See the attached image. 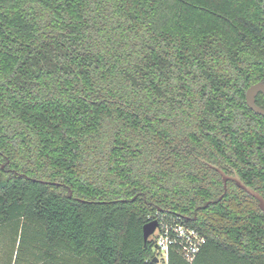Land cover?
Returning a JSON list of instances; mask_svg holds the SVG:
<instances>
[{
	"label": "trees",
	"instance_id": "16d2710c",
	"mask_svg": "<svg viewBox=\"0 0 264 264\" xmlns=\"http://www.w3.org/2000/svg\"><path fill=\"white\" fill-rule=\"evenodd\" d=\"M256 82L264 0H0V226L18 224L15 260L26 241L37 264H157L142 227L166 212L206 236L192 262L170 250L167 264H264L255 198L232 185L202 207L223 188L200 158L264 194Z\"/></svg>",
	"mask_w": 264,
	"mask_h": 264
},
{
	"label": "built area",
	"instance_id": "2783aa9c",
	"mask_svg": "<svg viewBox=\"0 0 264 264\" xmlns=\"http://www.w3.org/2000/svg\"><path fill=\"white\" fill-rule=\"evenodd\" d=\"M158 224L149 239L158 263L167 264L170 250H175L184 260L192 262L206 242V236L191 226L179 214L161 213ZM151 220V219H150Z\"/></svg>",
	"mask_w": 264,
	"mask_h": 264
},
{
	"label": "water",
	"instance_id": "95a60500",
	"mask_svg": "<svg viewBox=\"0 0 264 264\" xmlns=\"http://www.w3.org/2000/svg\"><path fill=\"white\" fill-rule=\"evenodd\" d=\"M264 93V82H256L252 85H250L247 90H246V103L248 105V107L254 111L256 114H260L262 116H264V108L260 107L259 105H257L255 103V96L259 93ZM212 167H214L216 170H218L224 177V180H226V178H231L236 182V185L243 189L244 191H246L248 194H250L252 197H254L257 201H258V206L259 208L264 212V197L255 189L249 187L248 185H246L239 177V175L237 174V172H234L233 176H228L227 174H225V172L223 170H221L220 168L211 165ZM46 182V181H44ZM157 220L156 219H151L148 220L146 223L143 224L142 227V234H143V239L145 242H147L149 240L150 235L153 233V231L155 230V228L157 227ZM153 261L155 263H158V259L157 257L153 258Z\"/></svg>",
	"mask_w": 264,
	"mask_h": 264
},
{
	"label": "rangeland",
	"instance_id": "374dc122",
	"mask_svg": "<svg viewBox=\"0 0 264 264\" xmlns=\"http://www.w3.org/2000/svg\"><path fill=\"white\" fill-rule=\"evenodd\" d=\"M17 225L8 223L0 226V264H37L38 259L26 253V241L22 244L17 260H15L19 232ZM35 253H37L36 250Z\"/></svg>",
	"mask_w": 264,
	"mask_h": 264
},
{
	"label": "flooded vegetation",
	"instance_id": "af4514ba",
	"mask_svg": "<svg viewBox=\"0 0 264 264\" xmlns=\"http://www.w3.org/2000/svg\"><path fill=\"white\" fill-rule=\"evenodd\" d=\"M254 84V83H253ZM247 90V89H246ZM259 93H261V92H259ZM258 93V94H259ZM257 94V95H258ZM262 94H264V93H262ZM256 95V96H257ZM256 96H255V103L257 104V105H259L257 102H256ZM245 102H246V91H245ZM246 105H247V103H246ZM248 106V105H247ZM260 106V105H259ZM260 107H262V106H260ZM249 108V107H248ZM262 108H264V107H262ZM250 109V108H249ZM251 110V109H250ZM252 111V110H251ZM254 112V111H253ZM255 113V112H254ZM256 114V113H255ZM258 115H260V114H258ZM260 116H262V115H260ZM264 117V116H263ZM200 161L201 162H203L205 165H207L209 168H211V169H213V170H215L220 176H221V184H222V188H223V192H222V194L216 199V200H208L202 207H206L207 205H209L210 203H212V202H215V201H219V200H221L222 198H223V195H224V193H226L227 192V190H228V188H230V186H234V187H237L238 189H240V190H242V191H244L243 189H241V188H239L237 185H236V182L233 180V179H231V178H226V180H224V177H223V175L218 171V170H216L214 167H212L211 165H213V166H216V167H218V168H220L221 170H223L224 172H225V174H227L228 176H233L234 175V172H237V170H235V169H231L229 166H225L224 168L223 167H221V166H219L218 164H215V163H212V162H209L208 160H206V159H203V158H200ZM237 174L239 175V177H240V179L246 184V185H248L249 187H251V188H253V189H255L256 191H258L263 197H264V194H262L261 192H260V190H258V189H256V188H254L253 186H251V185H249V184H247L245 181H244V179L242 178V176L239 174V172H237ZM47 183H51V184H58V182H52V181H46ZM247 195H249L250 197H252L250 194H248L246 191H244ZM254 198V197H253ZM257 206H258V201H257ZM258 208H259V206H258ZM260 209V208H259ZM261 210V209H260ZM262 211V210H261ZM196 218V216H194V219Z\"/></svg>",
	"mask_w": 264,
	"mask_h": 264
}]
</instances>
